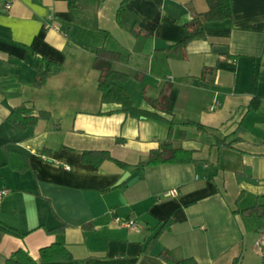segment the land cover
I'll return each instance as SVG.
<instances>
[{"label": "crops", "instance_id": "obj_1", "mask_svg": "<svg viewBox=\"0 0 264 264\" xmlns=\"http://www.w3.org/2000/svg\"><path fill=\"white\" fill-rule=\"evenodd\" d=\"M121 1L99 7L97 30L74 23L69 0H0V191H8L0 198V221L26 233L0 230V264L19 249L39 264H168L160 257L165 249L176 261L232 264L241 257L264 264L256 246L264 220L233 212L264 204V0H231L232 20L205 23L206 39L192 41L184 60L161 49L184 37L183 24L206 12L207 0H130L120 24ZM135 22L143 39L130 33ZM105 43L130 53L128 63L115 68L131 76L125 86L137 107L152 109L146 97H159L171 83L166 115L176 122L173 143L193 150L196 162L138 170L111 160L100 166L82 161L84 151L107 150L135 166L162 148L170 130L167 122L128 117L119 104L101 102L93 59ZM39 57L60 65L41 88L35 86ZM206 67L216 72L203 77ZM142 71L143 79H136ZM215 100L220 104L211 111ZM22 103L52 118L20 131L7 118ZM188 120L207 130L184 126ZM4 148L25 153L30 169L3 166ZM244 167L251 175L239 181ZM172 189L178 193L166 196ZM117 216L136 220L138 230L119 225ZM168 219L175 221L171 229L152 238ZM60 225L67 226L61 233L47 231ZM54 243L65 245L73 260L42 262L40 250Z\"/></svg>", "mask_w": 264, "mask_h": 264}, {"label": "trees", "instance_id": "obj_2", "mask_svg": "<svg viewBox=\"0 0 264 264\" xmlns=\"http://www.w3.org/2000/svg\"><path fill=\"white\" fill-rule=\"evenodd\" d=\"M105 0H98L96 5H91L87 0H69V13L74 21L79 25L101 30L99 25L98 11L99 7ZM130 0H122L117 11V21L122 23V16L126 12V4ZM209 9L206 12L195 14L194 17L183 24L185 32L184 37L178 42L161 49V51L168 57H176L178 59H187V49L189 44L196 39H206V27L205 23H218L223 21H231L233 16L231 0H207ZM106 39L112 37L111 33L106 31ZM130 33L139 39H143L146 34L135 22L130 28ZM31 55H35L30 51ZM130 60V53L127 51L114 50L108 47L105 43L99 47L93 59L94 69L99 71L98 90L101 93L102 103H114L119 104L120 111L125 113L128 117L144 118V119H157L167 122L170 125L168 137L163 143L162 148L152 149L150 151L148 159L132 166L128 163L122 162L112 157L111 153L107 150H87L83 152L82 161L84 163H90L95 166H100L104 161L111 160L125 169L134 167L138 170H143L147 166H156L162 164H180V163H194L196 158L194 157V151L185 149L182 147H175L172 137V131L176 122L174 119H169L166 114L169 113L170 106V93L171 83L167 82L161 89L160 95L157 98L146 97L147 103L152 109H145L137 107L134 104L132 95L127 90L125 84L131 78L125 71H120L115 68L116 63H128ZM36 71L35 86L38 88L43 87L48 78L59 72L60 65L56 62L37 58V62L34 65ZM216 72L215 67H206L203 69L202 76L207 74H213ZM145 75V71L138 72L135 76L136 79L141 80ZM258 82L257 78L252 79V85L250 93L253 95L250 109L257 110L260 106V98L258 96ZM52 115L48 111H38L34 113L33 108L26 103L15 107L7 118V122L13 125L20 131H24L30 127L35 126L41 120H50ZM184 126L195 125L200 130H207V128L193 120H188L182 123ZM185 137V132H182V138ZM237 141H240L238 139ZM228 147H234L233 142L227 144ZM6 152V160L3 166H8L18 172H25L30 169L28 162V156L16 150L4 148ZM42 154H50L48 149H43ZM250 168L244 167L242 172L237 173L238 180L242 181L243 178L250 177ZM245 191L242 190L237 199V203L244 195ZM233 212L240 214L243 217H254L264 220V204L257 203L247 208L236 207ZM175 223L173 219H168L164 222L157 224L153 229L155 234L152 238L158 237L160 234L171 229ZM66 225H60L47 229L49 233H61L66 229ZM0 230L7 232L15 236L23 237L26 233L18 231L16 228L8 226L0 221ZM42 262H58V261H71L74 256L72 252L63 244L54 243L50 246L44 247L40 250ZM160 257L168 264H197L193 258H186L176 261L169 249H165ZM5 264H39L32 256L24 249H19L12 254L10 258L5 261ZM232 264H245L241 257H236Z\"/></svg>", "mask_w": 264, "mask_h": 264}, {"label": "built area", "instance_id": "obj_3", "mask_svg": "<svg viewBox=\"0 0 264 264\" xmlns=\"http://www.w3.org/2000/svg\"><path fill=\"white\" fill-rule=\"evenodd\" d=\"M10 6L9 5H7V8H9ZM220 103H219V101L218 100H215L214 101V103L210 106V109H211V111L212 110H214L218 105H219ZM67 168H70V167H67ZM8 193V191H7V189H3V190H1L0 191V198L2 197V196H4L5 194H7ZM178 193V190L177 189H172V190H169V191H167V192H165V195L166 196H174V195H176ZM115 221L119 224V225H121V226H123V227H126V228H129V229H134V230H138V228H139V225H138V223H137V221L136 220H134V219H122V218H120V217H115ZM256 246L259 248V249H261L262 251H264V238H260V239H258L257 241H256Z\"/></svg>", "mask_w": 264, "mask_h": 264}, {"label": "rangeland", "instance_id": "obj_4", "mask_svg": "<svg viewBox=\"0 0 264 264\" xmlns=\"http://www.w3.org/2000/svg\"><path fill=\"white\" fill-rule=\"evenodd\" d=\"M251 116H255V115H253V113H252ZM247 123H248L247 125H248L249 129L252 130L253 129V127H252V120L248 119ZM252 199H253V197H252ZM253 201L254 200L246 199L245 203H249L248 205H250V204H253L254 203Z\"/></svg>", "mask_w": 264, "mask_h": 264}, {"label": "water", "instance_id": "obj_5", "mask_svg": "<svg viewBox=\"0 0 264 264\" xmlns=\"http://www.w3.org/2000/svg\"><path fill=\"white\" fill-rule=\"evenodd\" d=\"M125 175L127 176V175H128V173H127V174H125ZM126 176H125V177H126Z\"/></svg>", "mask_w": 264, "mask_h": 264}]
</instances>
